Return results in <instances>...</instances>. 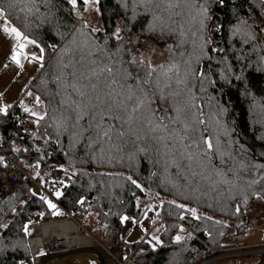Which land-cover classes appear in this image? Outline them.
I'll use <instances>...</instances> for the list:
<instances>
[{
	"label": "trees",
	"instance_id": "trees-1",
	"mask_svg": "<svg viewBox=\"0 0 264 264\" xmlns=\"http://www.w3.org/2000/svg\"><path fill=\"white\" fill-rule=\"evenodd\" d=\"M8 2L0 0V6ZM12 2L15 7L6 8L10 22L41 44L44 59L23 107L18 102L9 115L0 114L1 149L26 172L36 161L39 175L57 165L43 186L67 174L66 187L59 189L63 195L56 199L72 207L84 197L95 217L88 225L103 228V240L120 241L121 216L142 220L149 206H140V201L163 202L155 211V231L135 250V264H195L216 254L211 248H221L224 241L229 246L249 244L241 218L254 202L264 204L253 195H264L260 0H151L148 7L142 0H99L100 25L94 32L91 24L83 26L82 0L75 10L67 0ZM170 2L174 7H168ZM201 6H207L210 17L203 29ZM117 26L119 41L113 36ZM143 37L166 42L169 51L163 69L151 65L157 69L151 77L149 62L139 52ZM140 100L142 106L133 112ZM31 111L47 113L32 131L27 126V118L34 119ZM101 113L110 117L103 123L111 126V142L97 138ZM205 138L211 139V150ZM32 177L21 174L16 195L0 199V264H22L30 255L24 225L57 213V207L40 200L46 194ZM180 204L187 208H178ZM177 221L187 229L179 242L173 239L181 226ZM157 231L161 243L153 248L148 241ZM232 234L238 244L232 243Z\"/></svg>",
	"mask_w": 264,
	"mask_h": 264
},
{
	"label": "built area",
	"instance_id": "built-area-1",
	"mask_svg": "<svg viewBox=\"0 0 264 264\" xmlns=\"http://www.w3.org/2000/svg\"><path fill=\"white\" fill-rule=\"evenodd\" d=\"M0 199H6L14 195L20 187L21 174L30 175L24 170L22 165L14 160L10 155L0 149ZM57 183L53 184L52 182ZM63 181L62 176H56L50 180L49 184L43 186L38 182L36 185L57 205V213L49 221L28 223L27 239L30 248V256L25 258L22 264H44V261L54 253L64 251L70 246V238L79 237L80 240L75 243L78 250L95 247L105 252L111 259L118 264H135L134 250L127 256L120 257L117 254L119 249L118 242L115 239L101 241L95 238L88 229L79 221V217L86 211V204L76 203L68 207L60 203L56 197L51 195V190L60 189L62 185L58 183ZM47 223H69L75 226L74 229L64 230L56 229L55 232L43 233V226ZM55 233V234H54ZM40 235H42L40 237ZM211 248V246L208 245ZM216 254L208 256L195 264H241L239 258L252 260L248 264H264V242L244 246H231L223 248H214Z\"/></svg>",
	"mask_w": 264,
	"mask_h": 264
},
{
	"label": "rangeland",
	"instance_id": "rangeland-1",
	"mask_svg": "<svg viewBox=\"0 0 264 264\" xmlns=\"http://www.w3.org/2000/svg\"><path fill=\"white\" fill-rule=\"evenodd\" d=\"M260 2L262 3V13L264 15V1L260 0ZM97 9H98V4H93L90 2L88 9L85 10V7H84V9L81 10V12H80V14L82 16H84V18L86 19L87 23L91 24L95 28H98L100 25L99 24V11H97ZM257 24L261 25V22H258ZM141 40L142 41H141L140 46H139V52H141L142 59L147 60L152 66L162 65L166 61V59L168 57V53H169L167 43L164 41L157 40L153 37H150V38L143 37ZM34 125H35L34 119L27 118V126L29 127L28 129L32 131L34 128ZM14 144H15V150L17 151L19 149L20 145L17 141H15ZM38 144H39V140L38 141L35 140L33 147L35 149H38ZM0 160L2 161V159H0ZM56 166L57 165H55L53 167L51 166L50 169L51 168L53 169ZM50 169L45 170L44 173L39 175V162L36 161L30 167H28L26 170H27V173H29V175L31 176L32 180L34 179L32 176H34V177L38 178V181H36V182H38L39 184H42V181H44L46 176L49 174ZM66 175L67 174L62 175L64 183H65V181L67 182V176ZM34 182H35V180H34ZM146 205L149 206V208L143 214V218L146 215V213H148V212L154 213L153 211L158 210L161 206V202L158 199L154 203H149L148 201H140V206L144 207ZM20 208H21V205H18L17 209L19 210ZM35 221L41 222L42 220L36 219L34 221H31V222H35ZM46 221H49V220H46ZM79 221L83 225H85L87 227V229L95 235V237H97L99 240L102 239L105 230L103 228L93 230L94 228L92 229L89 226V225H92L95 223L94 214L91 212V210L89 208H86V211L81 215V217H79ZM241 221H242V226L245 228L243 237L247 243L254 244V243L264 242V204L262 201L254 202L251 206H249L247 208V210L245 211V216L243 218H241ZM177 222L180 225H183L185 227V224L183 222H181V221H177ZM47 224H50V223H47ZM95 228H97V227H95ZM155 229H156V227L153 228L152 232H154ZM185 230H187V229H183V231L179 230L178 234L181 235L182 237H184ZM50 232L53 233V232H55V230L52 229ZM156 234H158V231L156 233H153L152 236H155ZM234 235L235 234L231 235L232 243L235 241ZM112 238L117 239L115 237H112ZM120 242H121V240H120ZM233 244H238V243H233ZM126 245L127 244L122 243L121 249H123ZM137 245H139V243L136 244L135 247H133V245H129V246L127 245V246L130 248L129 249V251H130L133 249L136 250V247H138ZM229 245H232V244H227V241H224L222 247L229 246ZM97 251H99L102 254L105 264H117L116 261L111 259L103 251H101V250H97ZM126 252H125V254H126ZM125 254H121V250L118 251V255L120 257H123ZM239 261L241 264H248L252 260H249V259L244 260V259L239 258ZM45 264H101V258L97 252L88 249V250H84V251L71 252V253H67V254H63V255H59V256L49 257V258H47Z\"/></svg>",
	"mask_w": 264,
	"mask_h": 264
},
{
	"label": "snow or ice",
	"instance_id": "snow-or-ice-1",
	"mask_svg": "<svg viewBox=\"0 0 264 264\" xmlns=\"http://www.w3.org/2000/svg\"><path fill=\"white\" fill-rule=\"evenodd\" d=\"M93 3V4H98L99 3V0H82V3L85 7V10L88 9V6L89 4ZM142 2L144 3V6L145 7H148L150 6L151 4V0H142ZM217 3H223V0H216ZM67 3L70 4L72 6V9L75 10L76 7H77V4H78V0H67ZM15 7V4L12 2V0H9V2L6 4V6H0V18L3 19V24L0 25V29H2V32L4 34H6L7 37H10L12 42L10 43V56H9V59L11 60V62L19 67H23L22 65V60H29V57L31 58V61H36L38 63L41 64V67L43 66V52H44V49L42 47H40L37 43V41L35 39H30L29 36L25 35L18 27H16L15 25H12L10 20H9V16H8V13L6 11V8L7 9H11V8H14ZM168 7L169 8H172L174 7V5L170 2L168 4ZM29 11H31V9H29ZM97 11H99V9H97ZM201 14H202V19L200 21L201 23V28L203 29L204 28V21L205 19H210V17L208 16V8L207 6H201ZM84 27L86 28H89L90 25L85 22ZM245 27H248L247 25ZM97 29L95 27H91V31H96ZM262 31H264V29H262ZM120 33H121V28L119 26L116 27L115 29V32L113 33V36H115V38L119 41L121 39V36H120ZM247 35V33H246ZM210 43V41H207ZM29 45H32V46H35L39 49V52H40V55H37L35 52H29L27 51L28 49V46ZM133 63H136V58L133 57ZM140 63H144V61L141 59L139 61ZM7 66V65H5ZM148 67V75L149 77H151L156 71L157 69H154L152 68L151 64L148 63L147 65ZM175 66L172 65L169 69L165 70L164 71V74L167 75V72L168 71H171V68H174ZM161 69H163V66L161 65L160 66ZM108 71H111L110 69H108ZM203 75V73H201V76ZM179 83V81H178ZM27 95L31 96L32 93L31 92H27ZM80 95L82 97H84L86 95V93L84 91H81L80 92ZM129 99H131V97H129ZM35 104L37 106H39V104L41 103L40 101V97L39 96H36L35 97ZM143 104V101L140 100L137 102L136 106L132 109L133 112H135L139 107H141ZM20 105L21 107H23L24 105V101L21 100L20 101ZM12 105L11 104H7V103H4V104H0V114H3L4 116H7L9 115V108H11ZM192 107H195V105L193 104ZM77 108L79 109L80 108V105H77ZM30 110L28 108H24V112H29ZM177 113H178V117L179 118V113H180V109H177L176 110ZM110 112V110H109ZM47 115V113L45 112L44 115H40L38 112L36 111H31V116L34 118V122L39 125V122L41 120H43L45 118V116ZM200 116L203 115L202 112L199 113ZM107 118H110V117H105L102 113H101V123L100 124H97L96 127H95V131L97 132V138L98 140L101 141V143H103L104 141H108V142H111V126H108L106 124L103 123V121ZM199 123L203 124L204 121L203 119L199 120ZM185 127H187V125H185ZM58 128H59V125H58ZM35 135V134H33ZM118 135H123V133H118ZM204 144L206 145L207 147V150H211L213 148V145L211 143V139L210 138H205L204 139ZM0 159H3L2 157H0ZM189 159L191 160L192 157L189 156ZM128 179L131 181V183L138 189L141 188V185L136 181V180H133L131 177H128ZM44 183V181H42V184ZM53 184L57 183L56 181H53L52 182ZM58 183H60L62 186H65L64 185V182L63 181H59ZM253 183H256V181H253ZM30 192H32V195L35 196L37 195V193H35L34 191L30 190ZM51 195L56 197V198H59L63 195V192L59 189L55 190V191H52L51 192ZM253 195H255L257 198H262L264 199V195H262V192H254ZM40 200L47 204L49 208L51 209H56L57 205L55 203H53L52 199H50L48 196L46 195H43V194H40L39 196ZM84 197H80V200L78 201V203H83L84 202ZM22 204L25 203V202H21ZM163 203V202H161ZM171 203H175L174 201L171 202ZM178 208L180 209H185L187 208V205H184V204H180V205H177ZM15 211V210H13ZM189 211H191L193 217H196V209L195 208H192V209H189ZM236 211L239 212L240 211V208L239 206H237L236 208ZM41 216H43L44 214L43 213H40ZM180 218L181 219H184V213L181 212L180 214ZM198 218V217H196ZM129 219H131V222L133 224L136 223V220L135 218H129L128 216L124 215V216H121L120 217V221L121 223H124L125 221H128ZM30 223V222H29ZM2 227H7V225H3ZM141 228H143V225H141ZM180 230L183 231V225L180 226ZM24 231L25 233L28 232V223H26L24 225ZM175 241L179 242L183 239V237L179 234H177L174 238H173ZM153 241H155V243H153ZM148 243L150 245H152L153 248L156 247V244L158 243H161V241L158 239V237L156 236H152V239L148 241Z\"/></svg>",
	"mask_w": 264,
	"mask_h": 264
},
{
	"label": "crops",
	"instance_id": "crops-1",
	"mask_svg": "<svg viewBox=\"0 0 264 264\" xmlns=\"http://www.w3.org/2000/svg\"><path fill=\"white\" fill-rule=\"evenodd\" d=\"M2 24L3 19L0 18V25ZM11 24L14 25L12 22ZM11 42V38L7 37L0 29V104L7 103L13 106L24 98L28 86L39 71L41 64L31 61L30 57L29 60H22V68L13 64L9 59ZM38 45L42 47L40 43ZM27 51L40 55L39 49L32 45L28 46ZM153 212L146 213L144 218L139 222L136 221L135 224L131 222V219L125 221L120 240L128 246L140 243L145 235L157 225L154 223L155 211ZM127 245L121 249V254H125L126 251V254L129 252L130 248Z\"/></svg>",
	"mask_w": 264,
	"mask_h": 264
},
{
	"label": "bare ground",
	"instance_id": "bare-ground-1",
	"mask_svg": "<svg viewBox=\"0 0 264 264\" xmlns=\"http://www.w3.org/2000/svg\"><path fill=\"white\" fill-rule=\"evenodd\" d=\"M0 149H1V147H0ZM2 150V149H1ZM29 178V177H28ZM30 179H32L31 178V176H30ZM38 187V186H37ZM16 195V194H15ZM6 200V199H5ZM46 221V220H45ZM36 222V221H35ZM31 223V222H30ZM85 226V225H84ZM86 227V226H85ZM75 228V226H73L72 224H69V223H57V224H55V223H50V224H46V225H44L43 226V233L44 234H46V233H49L52 229H54V230H56V229H64V230H69V229H74ZM87 228V227H86ZM89 231V230H88ZM90 232V231H89ZM91 233V232H90ZM92 234V233H91ZM27 235V234H26ZM93 235V234H92ZM42 235H40V237H41ZM94 236V235H93ZM95 237V236H94ZM95 238H97V237H95ZM98 239V238H97ZM109 239H113V238H109ZM28 240V239H27ZM80 240H83L82 238H79V237H72V238H70V246H68V249L67 250H64V251H60V252H57V253H54L53 255H50L49 257H52V256H59V255H63V254H67V253H71V252H79V251H84V250H88V249H93V250H99V249H97V248H95V247H92V246H90V247H88V248H85V249H82V250H78V248H76V247H74V246H76L75 245V243L76 242H78V241H80ZM107 240V239H106ZM106 240H101V241H106ZM117 242H118V245H119V249L117 250V254H118V251L119 250H121V248H122V240H121V242L118 240V239H115ZM260 243H262V242H260ZM255 244V243H254ZM247 245H250V244H247ZM28 246H29V244H28ZM138 246V245H137ZM236 246H244V245H236ZM212 247V246H211ZM225 247H231V246H225ZM137 248V247H136ZM214 248H216V247H214ZM221 248H223V247H221ZM30 249V248H29ZM134 251H135V249H133ZM133 250H130L126 255H124L123 257H125V256H127L131 251H133ZM215 251V250H214ZM105 253V252H104ZM135 253V252H134ZM30 256V255H29ZM28 256V257H29ZM49 257H47V258H49ZM47 258L45 259V261H44V264H45V262H46V260H47ZM24 261V260H23ZM117 263V262H116ZM103 264H105V263H103ZM118 264V263H117Z\"/></svg>",
	"mask_w": 264,
	"mask_h": 264
},
{
	"label": "water",
	"instance_id": "water-1",
	"mask_svg": "<svg viewBox=\"0 0 264 264\" xmlns=\"http://www.w3.org/2000/svg\"><path fill=\"white\" fill-rule=\"evenodd\" d=\"M93 251H95V252H97L99 254V256L101 258V264H103L104 263V259H103L102 254L99 251H97V250H93Z\"/></svg>",
	"mask_w": 264,
	"mask_h": 264
}]
</instances>
